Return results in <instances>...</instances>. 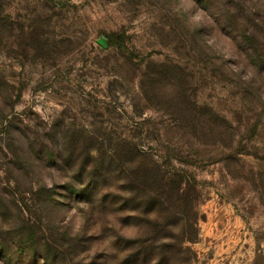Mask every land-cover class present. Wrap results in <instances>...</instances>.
Segmentation results:
<instances>
[{
    "label": "rangeland",
    "instance_id": "obj_1",
    "mask_svg": "<svg viewBox=\"0 0 264 264\" xmlns=\"http://www.w3.org/2000/svg\"><path fill=\"white\" fill-rule=\"evenodd\" d=\"M0 264H264V0H0Z\"/></svg>",
    "mask_w": 264,
    "mask_h": 264
}]
</instances>
